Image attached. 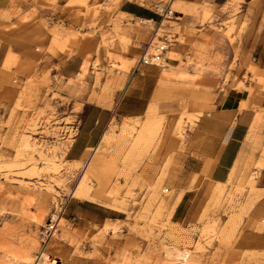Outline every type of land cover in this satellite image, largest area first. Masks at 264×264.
I'll list each match as a JSON object with an SVG mask.
<instances>
[{
  "label": "rangeland",
  "instance_id": "rangeland-1",
  "mask_svg": "<svg viewBox=\"0 0 264 264\" xmlns=\"http://www.w3.org/2000/svg\"><path fill=\"white\" fill-rule=\"evenodd\" d=\"M120 1L0 0V264H264V191L250 174L255 146L233 180L216 183L183 222L172 216L180 194L164 183L170 160L161 153L193 125L180 108L153 99L142 116L114 111L92 149L66 157L86 104L114 108L156 45H166L160 64L178 60V78L190 66L217 75L232 67L257 2L137 0L173 11L157 9L153 23L121 14ZM174 42L188 53L180 56ZM74 56L79 69L62 75ZM69 199L117 210L118 218L72 215Z\"/></svg>",
  "mask_w": 264,
  "mask_h": 264
},
{
  "label": "crops",
  "instance_id": "crops-1",
  "mask_svg": "<svg viewBox=\"0 0 264 264\" xmlns=\"http://www.w3.org/2000/svg\"><path fill=\"white\" fill-rule=\"evenodd\" d=\"M194 3L225 5L231 0H185ZM118 11L130 18L155 23L160 13L151 4L121 0ZM264 0H257L242 36L237 59L221 74L186 67V79L174 76L176 58H165L164 64L137 63L114 108L89 102L81 115L73 140L66 150L68 159L79 158L92 149L103 133L114 111L122 117L144 115L151 101L161 107L171 106L192 115L183 143L176 137L166 141L161 153L169 157L164 183L180 194L172 212L178 222L192 220L200 211L216 183L233 180L236 169L250 162L254 188L264 191ZM184 56L186 44L173 43ZM81 65L78 56L61 65L62 75H72ZM166 72L167 76L163 75ZM192 76V77H191ZM252 153V155L250 154ZM249 175L247 176V178ZM69 199L65 205L70 214L94 221L117 219V210L93 202ZM64 208V210H65ZM71 218H74L72 216Z\"/></svg>",
  "mask_w": 264,
  "mask_h": 264
},
{
  "label": "built area",
  "instance_id": "built-area-1",
  "mask_svg": "<svg viewBox=\"0 0 264 264\" xmlns=\"http://www.w3.org/2000/svg\"><path fill=\"white\" fill-rule=\"evenodd\" d=\"M166 49V45L161 44V45H156L155 51L150 53L149 55L144 54L138 63H143V64H159L160 60L162 59V55ZM53 228L49 226V229Z\"/></svg>",
  "mask_w": 264,
  "mask_h": 264
},
{
  "label": "bare ground",
  "instance_id": "bare-ground-1",
  "mask_svg": "<svg viewBox=\"0 0 264 264\" xmlns=\"http://www.w3.org/2000/svg\"><path fill=\"white\" fill-rule=\"evenodd\" d=\"M157 9H159V10H162L163 11V13L165 14V15H168V14H172L173 13V11L170 9V7L168 6V7H163V6H161V5H157ZM218 184H221V183H218ZM220 186V185H219ZM217 189V188H216ZM220 189V188H219ZM222 190V189H221ZM76 191V188L75 189H73V191H72V193H74ZM221 192V191H220ZM215 193L217 194L218 192H216V190H215ZM211 194H213L212 192H211ZM216 194H215V196H216ZM218 196H219V194H217ZM257 196V195H256ZM259 197V196H258ZM252 200V199H251ZM56 219V215L55 214H52V217H51V220H55ZM48 226H50V227H53L54 228V224L52 223V222H50V223H48ZM178 253V252H177ZM43 258V259H46L47 257H48V254L46 253H44V251H41V255H40V258Z\"/></svg>",
  "mask_w": 264,
  "mask_h": 264
}]
</instances>
